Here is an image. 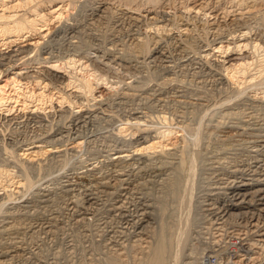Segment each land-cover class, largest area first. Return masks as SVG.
<instances>
[{"label":"rangeland","instance_id":"rangeland-1","mask_svg":"<svg viewBox=\"0 0 264 264\" xmlns=\"http://www.w3.org/2000/svg\"><path fill=\"white\" fill-rule=\"evenodd\" d=\"M74 1V6L68 4L69 1L65 2L62 20L49 17L48 30L43 33L27 32L21 40L12 43L11 47H0L3 52L22 45L33 47L40 39L37 50L15 62L17 67H27L22 72H33L35 69L38 73L45 74V70L57 60L74 57L89 65L86 70H97L109 83L104 85L100 82L95 100L81 96L85 98V107H81L79 114L83 113L79 121L70 119L71 106L68 103L60 109L55 99L54 107L42 110L43 113L40 110L42 114L39 110H36V114L35 109H32L35 114H32L31 109L23 111L17 105L11 113L0 112V165L5 164L7 168L18 170L13 162L17 158V152L21 153V148L39 143V138H45V135L51 136L46 139H53L51 144H54L49 147L56 145L61 151L54 154L49 152L43 157L39 156V160L30 162L32 167L29 172L33 186L15 189V196L11 200L5 196L6 192L0 191V230H3L4 224L9 220V225L16 224L17 227L9 231L11 234L4 230L0 233V245L10 242L12 248H15V259L10 263L143 264L141 258L148 256L147 250L157 244L162 234L161 237L165 236L168 245L166 264H217V259L221 260L218 264H232L234 261L240 264H264V244L253 245L257 236L253 233L255 227L250 223L252 220H259L260 229L264 231V214L260 210L264 205L258 204L264 200L255 201L257 203L253 202V205L252 202H243L238 209H231L230 211L236 212V218L230 225L221 228L219 224L212 225V221L220 223L226 219L224 212L231 207L228 198L232 195L231 185L237 181H248L247 192L264 187L253 185L257 181L263 182L264 167L251 166L255 161L254 151L264 145L261 140H264V127L257 134L243 133L226 139L216 133L222 125L233 122H239L243 126L252 116L264 124V85H239L236 80H229L223 67L240 58L256 57L253 54L258 53H254V48L250 46L251 48L240 52L230 49L226 57H221L223 55L219 56V53L213 55L214 52L210 49L217 33L225 36V43L241 38L239 32L231 33L238 25L250 32L248 41L258 40L264 47V0L262 3L260 0H248L246 3L240 0H208L205 11L199 13L197 10H185L186 0H132L133 3L131 0H102L107 2L108 9L102 18H93L90 13V8L100 0ZM60 5L63 3L52 4L53 8ZM50 6L46 5V12ZM26 9L27 7L19 8L18 11L23 13ZM2 10L3 7L0 6V12ZM149 10L153 12L149 13ZM164 13L170 14L169 18L172 20L169 27L172 30L169 32L157 31L152 24L154 18L161 19ZM131 15L140 19L141 25H132L129 20ZM182 19L185 23H190L192 34L197 35V39L189 40L190 43L184 49L178 48L170 37L180 32ZM72 23L82 25L72 32L70 26L67 27ZM211 23H216L213 24L216 29L212 28ZM45 28L47 27L42 30ZM139 35L144 40L143 44L137 46L135 38ZM154 35L162 37L167 57L154 53ZM204 50H208L210 54L201 59L200 55ZM139 51H142V57L137 56ZM114 54L119 58H115ZM219 60L218 64L221 66L213 63ZM229 60L231 62L228 63ZM67 69L68 72L71 70L69 66ZM17 70L3 71L0 74V85L7 83ZM64 70L62 69L63 72ZM37 87L31 85V88L39 91ZM70 89L71 87L68 90H73L72 93L67 88L65 91L73 95L74 99L76 95L84 94L73 87ZM134 112H139L143 117L144 128L154 126V129L164 130L173 126L172 130L176 129L174 132L177 133L171 139L163 140L164 144L167 143V150L159 151L158 148L157 152L144 154L134 151L138 146V137H141V132L136 127H128ZM86 115L90 116L85 119L87 122L83 118ZM197 133L200 134V139L196 143L194 139ZM117 151L131 152L125 161L117 163L113 160ZM192 161L195 166L190 171L192 167L189 163ZM193 173H196L194 179L191 178L194 177ZM176 178L179 179L177 188L171 186ZM192 179L195 180L191 184L194 185V198L189 211L186 210L189 207L186 206L188 192L185 190ZM104 181H109L110 185H102ZM226 190L229 193L225 194ZM149 204L151 208L146 207ZM115 206L120 211L115 210ZM85 210L88 212L83 214ZM146 210L153 214L149 215ZM242 211L243 215L238 214ZM133 217L140 219V222L144 221L142 229L133 225ZM252 238L255 239L254 242ZM228 242L235 244L233 246ZM226 245L229 246L225 247Z\"/></svg>","mask_w":264,"mask_h":264},{"label":"bare ground","instance_id":"bare-ground-1","mask_svg":"<svg viewBox=\"0 0 264 264\" xmlns=\"http://www.w3.org/2000/svg\"><path fill=\"white\" fill-rule=\"evenodd\" d=\"M66 1H69L68 4H70L71 6L75 4V1L74 0H0V6L3 7V10L2 12H0V47L1 46H7V47H11V44L18 41V40H21L22 37H24L27 32H41L43 33L44 31L48 30V25H49V21L50 20V16L51 17H56L58 20H62V18L64 17V14H65V2ZM130 1V0H129ZM153 1V0H152ZM159 1V0H158ZM191 0H186V5H185V10H197V13L199 12H202V10H204L206 8V5L208 6V0H195L193 3L190 2ZM193 1V0H192ZM212 1V0H211ZM239 1V0H238ZM237 1V2H238ZM242 3H246L248 0H240ZM251 1V0H250ZM249 1V2H250ZM255 2H259V0H254ZM261 3H262V0H260ZM56 2H61L63 3V5L60 7H57V8H53L54 6H52V4L54 5V3ZM125 2V1H124ZM127 2V1H126ZM132 2V0H131ZM190 2V3H189ZM210 2V0H209ZM214 2V1H213ZM254 2V3H255ZM11 3V4H10ZM96 4H94L91 8H90V13L91 15H93V18L98 16L99 18H102L106 15V12H107V2H104L102 0L98 1V2H95ZM128 3V2H127ZM126 3V4H127ZM133 3V2H132ZM153 3V2H152ZM155 3V2H154ZM158 3V2H157ZM240 2H238L239 4ZM10 4V5H9ZM50 4L51 6L48 8V10H51V11H48L46 12V5ZM131 4V3H130ZM249 4V3H248ZM256 4V3H255ZM264 4V2L262 3ZM129 5V4H128ZM156 5V4H155ZM205 5V6H204ZM184 6V5H183ZM246 6V5H245ZM253 6V5H252ZM256 6V5H254ZM264 6V5H263ZM27 9L25 10V12L23 13H19L18 9L20 8H26ZM165 7V6H164ZM205 7V8H204ZM257 7V6H256ZM208 8V7H207ZM210 8V7H209ZM138 9V8H137ZM140 9V8H139ZM256 9V8H255ZM8 10V11H6ZM53 10V11H52ZM116 10V9H115ZM207 10V9H206ZM205 11V10H204ZM149 13L153 12V10H149L148 11ZM243 13V12H242ZM169 15L168 13H164L163 17L161 19H158V18H154V21H152L153 25L157 28V31H171L172 28L170 29L169 27L171 26V22L172 20L169 18ZM228 15V14H227ZM156 16V15H155ZM154 16V17H155ZM130 17V16H129ZM92 18V19H93ZM224 18V17H223ZM67 19V18H66ZM184 19V18H183ZM182 19V29L180 30V32L178 34H174L170 37H172V39L174 40L176 46L178 48H183L185 47L186 44H188L189 40H194V39H197L196 36H194L193 33V30H191L189 28V24L188 23H185V21ZM98 20V19H97ZM129 20L131 21L130 23H132V25L134 26H139L141 25V21L140 19H138L136 16L135 17H131L129 18ZM186 20V19H185ZM259 20V19H258ZM91 21V20H90ZM187 22V21H186ZM121 23V22H120ZM192 23V22H191ZM195 24V23H194ZM212 25L213 24H216V23H211ZM82 25V24H80ZM79 23H72V24H69L67 27H69V29L73 32L75 30H77L79 27H80ZM99 25V24H98ZM173 25V24H172ZM178 26V25H177ZM180 26V27H181ZM219 26V25H218ZM239 26V25H238ZM236 27L232 30L231 33H236V32H239V35H241V38L238 39V38H235V40L233 42H228V43H225L224 42V39H225V36L224 35H220V33L217 35H214L215 39L212 40L214 41L212 45V47L210 48L211 51H213V55H215L216 53L220 54L219 56L221 57H226L228 51L231 49L232 51H242L243 49L245 48H248V47H252L254 48V53L257 52V54H253V55H256V57H251V58H240L238 60H234V61H228L231 62L230 65L228 66H223L225 67V71L227 72L226 75L228 76L229 80H236L238 82V84L240 85H243L242 83L244 84H248L249 85L253 84V87H258V86H262L264 85V47L263 45H261L260 42H258V40H254V41H248L249 37H248V33L250 34V32H247L246 29H243L241 28L240 26L239 27ZM44 27H47L45 29L42 30V28ZM154 27V28H155ZM250 27V26H249ZM213 29H216L215 26L213 25L212 26ZM263 28V27H262ZM218 29V28H217ZM147 32V30H145ZM226 31V30H225ZM207 32V31H206ZM134 33V32H133ZM159 35V34H158ZM158 35H154L153 36V43H154V53H157V54H160L162 57H167L166 56V51H164V47H163V41H162V37L158 36ZM168 35V33H167ZM171 35V34H170ZM14 37L13 39H10ZM109 38V37H108ZM136 40V43L137 46L138 45H141L143 44V40H144V37H142V35H139L135 38ZM203 40V39H202ZM39 41H36L34 44V46H25V45H22V46H19V47H15L13 49H10L9 51L7 52H3V51H0V74L3 73V71H6L7 70H11V69H18L17 71L13 72L12 74V77H9L7 83H5L4 85H0V112H5V113H11L12 111H14L15 109V106H19L20 109H22L23 111H26L27 109H35V113L37 112L36 110H46L48 107H54L53 104H54V99L58 101L59 105L60 106V109L63 105H65L66 103H68L69 106H71L70 108V119H73L74 120H81L80 118L82 117V113L79 114V112L82 111V105H83V102L85 98H82L81 96H87L86 98H89L91 97V99L95 100L97 98V95H96V90H97V86L100 84H103L104 85H108L109 83L106 81V79L104 78L103 75L99 74L97 72V70L95 71H92L91 69L89 70H86L87 66L89 65H86L84 63H81L79 62L78 59L74 58V57H71V58H66L67 60H57L56 62H54L53 64H51L46 71L45 74H41V73H38L35 69L33 72H30V71H24L22 72V69H26V68H22V66H18L15 64L16 61L18 60H21V59H24L25 57H27L28 55H30L32 52H34L35 50H37V48H39ZM38 42V44H37ZM190 43V42H189ZM196 44V43H195ZM231 44H233L234 46L231 47ZM71 45V44H70ZM210 45V44H209ZM210 45V46H211ZM17 46V45H16ZM143 47V46H142ZM142 47H139V48H142ZM250 47V48H251ZM138 48V49H139ZM41 49V48H40ZM136 49V48H135ZM184 49V48H183ZM1 50V49H0ZM261 50V51H259ZM101 51V50H100ZM138 51V50H137ZM136 51V52H137ZM198 51V50H197ZM202 51V50H201ZM149 52V51H148ZM150 53V52H149ZM205 54V55H204ZM210 54V52L208 50H204L202 52V54L200 55V58L202 59V56H208ZM212 54V53H211ZM142 51H139L138 53V57H142ZM113 56V55H112ZM131 56V55H130ZM148 56V55H147ZM160 56V57H161ZM114 57L115 58H119L118 55L115 56L114 54ZM229 57V56H228ZM217 59V58H216ZM81 60V59H80ZM112 60V59H111ZM26 61V60H25ZM51 62V61H50ZM78 62H79V65H78ZM219 61H214L213 63L216 64V65H220V63L218 64ZM225 60L223 61V64ZM42 63V62H41ZM81 63V64H80ZM212 63V64H213ZM25 65V62L24 64ZM6 67V69H2L3 67ZM68 66L71 70H69L68 72ZM95 66V65H94ZM221 66V65H220ZM17 67V68H16ZM46 67V66H45ZM44 67V68H45ZM47 68V67H46ZM80 68V69H79ZM214 68V67H213ZM38 69H40L38 67ZM62 69H67L64 70V72H67V73H64L62 71ZM212 69V68H211ZM27 70V69H26ZM44 70V69H43ZM94 70V68H93ZM40 71V70H38ZM44 71V72H45ZM79 71V72H78ZM164 71V70H163ZM223 71V70H222ZM221 71V72H222ZM41 72V71H40ZM253 72V73H252ZM98 73V74H97ZM176 75V74H175ZM146 78V77H145ZM227 78V79H228ZM260 79V80H258ZM26 80V81H24ZM257 80L259 82H257ZM149 82V81H148ZM254 82V83H253ZM259 83V84H258ZM237 84V85H238ZM31 85H36L39 87V91L36 90V88H31ZM238 85V86H239ZM245 86V85H244ZM34 87V86H33ZM37 87V88H38ZM72 87L75 88V90H78L79 92L81 91L82 93H84L83 95H76V99H74L71 95V94H68L66 90H68V88ZM111 87V85H110ZM240 87V86H239ZM55 89H57L56 91H54ZM70 89V90H71ZM241 89V88H240ZM74 90V91H75ZM141 90V89H140ZM187 90V89H186ZM242 90V89H241ZM69 91V90H68ZM77 91V92H78ZM70 92V91H69ZM73 92V90H72ZM70 92V93H72ZM78 92V94H79ZM239 92V91H238ZM76 93V92H75ZM240 93V92H239ZM58 94V95H57ZM56 97V98H55ZM90 99V100H91ZM229 99V98H228ZM246 100V99H245ZM86 101H89L86 99ZM89 102H86V104H88ZM225 103V102H224ZM90 104V103H89ZM55 105V104H54ZM78 105V106H76ZM226 105V104H225ZM66 106V105H65ZM85 107V103L83 105ZM87 106V105H86ZM91 106V105H90ZM89 106V107H90ZM88 107V106H87ZM222 107V106H221ZM56 108V106H55ZM69 108V107H68ZM67 108H65L66 110ZM75 109H78V110H75ZM90 109V108H89ZM92 109V108H91ZM225 109V108H224ZM228 109V108H227ZM32 110V114L34 113V111ZM64 110V109H63ZM62 110V111H63ZM64 110V111H65ZM84 110V109H83ZM231 110V109H230ZM42 111V113L44 112ZM56 111V109H55ZM68 111V110H67ZM66 111V112H67ZM86 111V110H85ZM257 111V110H256ZM2 112V113H3ZM31 112V111H29ZM49 112V111H48ZM47 112V113H48ZM59 112H61L59 110ZM65 112V113H66ZM87 112V111H86ZM34 113V114H35ZM41 113V112H40ZM39 113V114H40ZM41 113V114H42ZM62 113V112H61ZM64 113V112H63ZM143 113V112H142ZM235 113V112H234ZM5 114V116L7 115ZM38 114V113H36ZM40 114V115H41ZM68 114V112H67ZM66 114V116H67ZM92 114V113H90ZM230 114V112H229ZM62 115V114H60ZM133 115V113H132ZM24 116V115H23ZM32 116V115H31ZM69 116V115H68ZM222 116V115H221ZM228 116V115H227ZM8 117V115H7ZM37 117V116H35ZM40 118V116H38ZM37 117V118H38ZM42 117V115H41ZM44 117V116H43ZM42 117V118H43ZM63 117V116H62ZM90 116H84V120L89 118ZM251 117V116H250ZM15 118V117H14ZM18 118V117H17ZM32 118V117H31ZM69 118V117H67ZM66 118V119H67ZM34 119V117H33ZM143 117L140 115L139 112H134V115L133 117L130 118V121L128 123H130V126L128 127H136V129L141 132V137H138V146L135 148V152L138 153V154H144V153H152V152H157L158 148L160 149L159 151H162V150H167L166 146H167V143H163V140H166L172 136V135H175V132H174V129L172 130V127L171 128H167V129H164V130H161L159 127V129H154L153 127H151L149 124V126L151 127H146L144 128V124H143V121H142ZM166 119V117L164 118ZM240 119V118H239ZM12 120V119H11ZM73 121V120H72ZM86 121V120H85ZM128 121V120H127ZM242 121V120H240ZM245 121V120H243ZM242 121V122H243ZM87 122V121H86ZM185 122V121H184ZM144 123H146L144 121ZM264 123V122H263ZM74 124V123H73ZM147 124V123H146ZM145 124V125H146ZM66 125V124H65ZM72 125V124H70ZM167 125V124H166ZM63 126V125H62ZM164 124L161 126L163 127ZM65 127V126H64ZM79 127V126H78ZM126 127V126H125ZM264 127V124H262V121H260L257 117H254L252 116L251 119H247L243 126L241 123L239 122H233L232 124H227V125H222L218 130H216L219 134V136L223 137L224 139L226 138H229L231 136H235V135H241L243 133H246V134H249V133H255L257 134V132H260L259 129H262ZM61 128V127H60ZM68 128V127H66ZM153 128V130H152ZM165 128V127H164ZM124 129V128H122ZM121 129V130H122ZM178 129V128H177ZM63 130V129H62ZM68 130V129H67ZM176 130V129H175ZM197 130V129H196ZM65 131V130H64ZM69 131V130H68ZM262 131V130H261ZM52 132V131H51ZM51 132L49 134H51ZM62 132V131H61ZM61 132H58V134H60ZM200 132V130L198 131ZM137 133V132H136ZM177 133V132H176ZM53 134V133H52ZM57 134V135H58ZM133 134V133H132ZM138 134V133H137ZM140 134V133H139ZM245 134V135H246ZM260 134V133H259ZM263 134V133H262ZM260 134V135H262ZM62 135V133H61ZM260 135L258 137H260ZM44 136V135H43ZM46 137L49 136V135H45ZM54 136V135H52ZM200 134L197 133V135L195 136V139L196 140V143L197 141L200 139L199 138ZM203 136V135H202ZM254 136V135H252ZM257 136V135H256ZM254 136V137H256ZM264 136V135H263ZM262 136V138H263ZM42 137V136H41ZM45 138H39V143L37 142L36 144H34L36 141H34V145H29L28 147H25V148H21L22 150H19V151H22L21 153H18L17 151V158H15L16 162L13 160L14 164L16 163L17 165V169L18 170H13L12 168H7L8 166H6L5 164H2L0 165V191L3 190L4 192H6L5 196L7 197V199L11 200L12 198H14L15 196V189L17 188H20V187H24L26 189L33 186L32 185V178L30 176V172H29V168L32 167V165L30 164V162L32 163L33 161H36L37 159L39 160L40 158H38L39 156L40 157H43L42 155L45 156V154L47 153H58L61 152L60 151V147H55L56 145H54L53 147H49V146H52V143L51 144V141L53 140H48ZM49 138H51V136H49ZM60 139V138H59ZM67 139V138H66ZM171 139V138H170ZM261 139V138H260ZM259 141L261 142V140L264 142L263 139H261ZM61 141V140H60ZM64 141V140H63ZM187 142V141H186ZM29 144V143H28ZM31 144V143H30ZM59 144V143H57ZM261 145V144H260ZM23 147V146H21ZM166 147V148H165ZM8 149V148H7ZM185 149V148H183ZM182 149V150H183ZM62 150V149H61ZM64 150V149H63ZM62 150V151H63ZM69 150V149H68ZM164 150V151H165ZM255 150V149H253ZM252 150V151H253ZM10 151V150H9ZM66 151V150H65ZM11 152V151H10ZM131 152V151H130ZM128 151V153H125L124 151H117L116 153H114L113 156H115L113 158V160H115L117 163L118 162H121V161H125L126 158L128 156H130V153ZM187 152V151H186ZM15 153V152H14ZM13 153V154H14ZM49 153V154H50ZM133 153V152H132ZM251 154V153H250ZM15 155V154H14ZM90 155V154H89ZM195 155V154H194ZM253 156H254V165L251 164V166H255L256 168H263L264 167V145L260 147V149L258 150H255L254 153H253ZM262 156V158L260 157ZM16 157V156H15ZM70 157V156H69ZM181 157V156H180ZM184 157V156H183ZM260 157V159H258ZM67 158V157H66ZM195 158V157H194ZM14 159V158H12ZM60 159V158H59ZM151 159V158H150ZM186 159V158H185ZM190 159V158H189ZM193 159V158H192ZM191 159V160H192ZM190 160V161H191ZM196 160V159H195ZM194 160V161H195ZM185 160H183L181 162V164L183 165ZM189 161V162H190ZM115 162V163H116ZM187 162V161H186ZM225 162V161H224ZM41 163V162H40ZM1 164V163H0ZM187 164V163H186ZM5 165V166H3ZM66 165V164H65ZM189 165H191V169H189L190 171L194 168L195 164L194 162L192 161V163ZM199 165V164H198ZM180 166V165H179ZM184 166H186L184 164ZM199 167V166H198ZM42 168V167H41ZM180 168V167H179ZM58 170V169H57ZM179 172V171H178ZM39 173V172H38ZM201 173V172H200ZM196 174V173H195ZM193 173V176H191V178H195V175ZM146 175V174H145ZM96 176V175H95ZM174 177V176H173ZM105 178V177H104ZM103 178V179H104ZM190 178V177H189ZM98 179V178H97ZM165 179V178H164ZM189 181L190 184L187 186L188 190L186 189L185 191L188 192V194L186 195L187 196V199L185 200L186 203H188L186 206L187 208L189 207V209H186V210H191L192 209V201H193V198H194V192H193V186H191V184L193 182H195V180L193 181ZM96 180V179H95ZM179 179L176 178V180L174 179L173 182L171 183V186H175L177 188L178 186V181ZM191 180V179H190ZM254 180V179H253ZM102 181V179H101ZM187 181V182H188ZM233 182V181H232ZM248 182V181H247ZM245 183L243 181H237V183H234L233 185H231V188H232V191L230 193H232V195L230 197H228L231 201L229 202V206H231L230 208L228 207V210L226 209L222 212H224V218H225V215L226 216V219H224L222 222L220 223H217L216 221H212V225L213 224H219L221 225V227H225L227 225H230L232 224V221L236 218V212H233V211H230L231 209L235 208L238 209L237 207H239V205L243 202L248 203V202H252V205H253V202L255 201H261V200H264V187L263 188H260V187H256L257 189H254L251 190V192H247L246 190L249 188V183ZM101 183V182H100ZM187 184V183H186ZM218 184V183H217ZM229 184V183H227ZM102 185H110L109 181H104L102 182ZM114 185V184H113ZM254 186L256 185H264V180L263 182L261 181H257L256 183L253 184ZM229 186V185H228ZM253 186V187H254ZM168 187V186H167ZM172 187V188H173ZM217 187V186H216ZM195 188V187H194ZM224 188V187H222ZM98 189V188H97ZM175 189V188H174ZM216 188H214L215 190ZM219 189V188H218ZM217 189V190H218ZM227 189V188H226ZM253 189V188H252ZM172 190V189H171ZM178 190V189H177ZM184 190V189H183ZM228 190V189H227ZM225 191V194L226 192L228 191ZM241 190H245L244 192H241ZM3 192V193H4ZM106 192V191H105ZM114 192V191H113ZM176 192V190H175ZM202 192V191H201ZM211 192L213 193V191L211 190ZM93 193V191H92ZM97 193V192H96ZM185 193V192H184ZM220 193V192H218ZM223 193V191H222ZM229 193V192H228ZM227 193V194H228ZM1 194V193H0ZM95 194V193H94ZM207 194H209L210 196V193L208 192ZM206 194V195H207ZM90 195H93V194H90ZM89 195V196H90ZM180 195V194H179ZM216 195V194H215ZM223 195V194H222ZM230 195V194H229ZM228 195V196H229ZM262 195V196H261ZM4 196V197H5ZM20 196V195H19ZM199 196V195H198ZM202 196V195H201ZM218 196V195H216ZM216 196H213V197H216ZM260 196V197H259ZM196 197V196H195ZM222 197V196H221ZM220 197V198H221ZM225 197V196H224ZM186 198V197H185ZM203 198V197H202ZM209 198V197H208ZM207 198V199H208ZM212 198V196H211ZM223 198V197H222ZM221 198V199H222ZM3 199V198H2ZM93 199V197H92ZM95 199V198H94ZM213 199V198H212ZM211 199V200H212ZM91 200V198H90ZM183 200V199H182ZM210 202L213 204V200ZM226 200V199H225ZM223 200V201H225ZM8 201V200H7ZM14 201V199H13ZM206 201V199L204 200ZM208 201V200H207ZM222 201V200H221ZM247 201V202H246ZM181 202V201H180ZM209 202V203H210ZM262 203L258 202L259 205H264V201H261ZM1 203V202H0ZM142 203V202H141ZM207 203V202H206ZM205 203V204H206ZM208 203V204H209ZM215 203V202H214ZM257 203V202H255ZM3 204V203H2ZM257 204V205H258ZM91 205V204H90ZM203 205V204H201ZM214 205V204H213ZM212 205V206H213ZM228 205V204H227ZM242 205V204H241ZM248 205V204H247ZM251 205V206H252ZM258 205V206H259ZM122 206V205H121ZM120 206V207H121ZM210 206V205H209ZM220 206V205H219ZM245 206V205H243ZM250 206V207H251ZM2 207V205H1ZM147 208H151V204L147 205L146 206ZM202 207V206H201ZM214 207V206H213ZM217 207V206H215ZM241 207V206H240ZM256 207V206H255ZM119 207L115 206L114 209L115 210H119L118 209ZM144 208V206H143ZM142 208V209H143ZM208 208V207H207ZM206 208V209H207ZM210 208H212L210 206ZM224 208V207H223ZM258 208V207H257ZM261 208V207H260ZM123 209V208H122ZM121 209V210H122ZM197 209V208H196ZM213 209V208H212ZM1 210V209H0ZM242 210V209H241ZM258 210V209H256ZM261 211H263V214H264V207H262L260 209ZM86 211V210H85ZM83 212L84 213H87L88 211L86 212ZM113 211V209H112ZM120 211V210H119ZM124 211V210H123ZM147 211V210H146ZM203 211V210H202ZM215 211L214 210V214H215ZM218 211V210H217ZM249 211V210H248ZM253 211V210H252ZM4 212V211H3ZM145 212V211H144ZM149 212V211H147ZM211 211H209L210 213ZM229 212V214H228ZM255 212V211H254ZM25 213V212H24ZM140 213V212H139ZM153 214V212H149V215ZM208 213V212H207ZM206 213V214H207ZM208 213V214H209ZM212 212L210 214H213ZM218 212H216L217 214ZM141 214H144V213H141ZM147 214V213H146ZM145 214V215H146ZM221 214V213H220ZM223 214V213H222ZM221 214V215H222ZM240 215H243L244 212H240L238 213ZM246 214V213H245ZM140 215V214H139ZM260 215V214H259ZM5 216V215H4ZM144 216V215H143ZM208 216V215H206ZM212 217H214L213 215H211ZM219 216V215H218ZM256 216V215H255ZM253 216V217H255ZM6 217V216H5ZM138 218V216H136ZM136 217H133V225L137 226V228H141L143 225H142V222H144L143 220L140 222V219H136ZM258 217V216H257ZM156 218V217H155ZM220 218V217H219ZM240 218V217H239ZM245 218V217H244ZM7 219V218H5ZM13 219V218H12ZM19 219V218H18ZM161 219V218H160ZM186 219V218H185ZM209 220H213L214 218H208ZM217 219V218H216ZM223 219V218H222ZM254 219V218H252ZM259 219V218H257ZM16 220V219H15ZM23 220V219H22ZM129 220V221H130ZM188 220V218L186 219ZM256 220V219H255ZM189 221V220H188ZM251 221V220H250ZM259 220H256L254 222V220H252L250 223L252 225V227H255V231L253 233H255V236H257V239L256 241L254 242V238L253 239V242L255 246H257V244L259 243H262L264 244V231L262 229H260V226H259V223L258 222ZM2 222V221H1ZM10 222V220H9ZM9 222H7V224H4V232H9L10 230H14L15 229V225L13 224H10L9 225ZM211 222V221H210ZM219 222V221H218ZM187 223V221L185 222ZM234 223V222H233ZM240 224V223H239ZM19 225V224H18ZM218 225V226H219ZM237 225V224H236ZM249 226V225H248ZM21 227V226H20ZM144 227V226H143ZM142 227V228H143ZM162 227V226H161ZM208 227V226H207ZM23 228V226H22ZM141 228V229H142ZM163 228V227H162ZM219 228V229H220ZM264 228V227H263ZM17 229V227H16ZM3 230L1 229L0 230V233L3 232ZM216 230V229H215ZM221 230V229H220ZM224 230V229H222ZM253 230V229H252ZM183 232V231H182ZM196 232V231H195ZM10 233V232H9ZM209 233V232H208ZM214 233V232H213ZM11 234V233H10ZM162 235V234H161ZM161 235L159 236L160 239H158V242L154 247L150 246L149 250H147V254L148 256L146 255V258L142 259L143 260V264H166V251H168V245H167V241H165L166 239ZM221 235V234H220ZM223 233H222V237H223ZM253 235V234H251ZM211 236V235H210ZM215 236V235H214ZM233 236V234H232ZM230 236V237H232ZM235 236V234H234ZM183 237V236H182ZM246 237V236H245ZM253 237V236H252ZM200 238V237H199ZM1 239V238H0ZM181 239V238H180ZM188 239V238H187ZM190 239V238H189ZM219 239V238H218ZM221 239V238H220ZM252 239H249V240H252ZM173 240V239H172ZM186 240V239H185ZM184 240V241H185ZM222 240V239H221ZM2 241V240H1ZM8 241V240H7ZM6 241V242H7ZM15 241V240H14ZM13 241V242H14ZM18 241V240H17ZM157 240H155L156 242ZM184 241H183V244H184ZM234 241V240H233ZM11 242V243H13ZM171 242V241H170ZM214 242V241H213ZM221 242V241H220ZM223 242V241H222ZM226 242V241H225ZM15 243V242H14ZM152 243V242H151ZM189 243V242H188ZM230 243V245L232 244V242H228V244ZM256 243V244H255ZM3 245H0L2 246V248L0 249V264H11L10 261L15 259V254H13V252L15 253V248L13 249L12 248V244H5L3 243ZM187 244V243H186ZM235 244V243H234ZM234 244H232L234 246ZM249 245H252L250 243H247ZM261 244V246H262ZM16 245V244H15ZM150 245V244H149ZM17 246V245H16ZM229 246V245H228ZM227 245L225 247H228ZM233 246H231L233 248ZM242 246V245H241ZM240 246V247H241ZM261 246H258V247H261ZM18 247V246H17ZM16 247V249H18ZM167 247V248H166ZM171 247V246H170ZM182 248H184L183 246H181ZM224 247V246H223ZM224 247V248H225ZM237 247V246H236ZM246 247H249V246H246ZM264 247V246H263ZM230 248V249H232ZM250 248V247H249ZM248 248V249H249ZM226 249V248H225ZM229 249V248H228ZM227 249V250H228ZM229 249V250H230ZM235 249V248H234ZM233 249V250H234ZM241 248H239V250H241ZM247 249V250H248ZM264 249V248H262ZM219 250V249H218ZM236 250V249H235ZM238 250V249H237ZM144 251V250H143ZM149 251V252H148ZM178 251V250H177ZM217 251V250H216ZM246 251V250H245ZM234 252V251H233ZM238 252V251H237ZM244 252V251H243ZM247 252V251H246ZM251 252V251H249ZM235 253V252H234ZM171 254V253H170ZM224 254V253H223ZM226 254V253H225ZM228 254V253H227ZM236 254V253H235ZM15 255V256H14ZM32 255V254H31ZM220 254H219V258H220ZM143 257V256H142ZM166 257V258H165ZM217 257V256H216ZM123 258V257H122ZM204 258V257H203ZM218 258V257H217ZM223 258V257H222ZM231 258V257H230ZM206 259V258H205ZM203 259V260H205ZM264 259V258H262ZM25 260V259H24ZM120 260V259H119ZM170 261V260H169ZM175 261V260H174ZM216 261L217 264L221 261L220 259H217ZM231 261V260H230ZM233 261V260H232ZM205 262V261H204ZM13 264V263H12ZM15 264V263H14ZM172 264V263H171ZM215 264V263H214ZM228 264V263H227ZM231 264V262H230ZM232 264H240L239 262H232Z\"/></svg>","mask_w":264,"mask_h":264}]
</instances>
